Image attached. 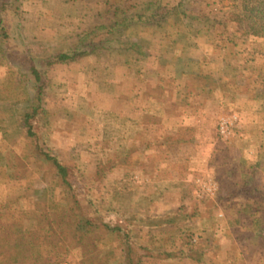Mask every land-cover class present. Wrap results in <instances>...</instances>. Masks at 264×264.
<instances>
[{
  "label": "rangeland",
  "instance_id": "1",
  "mask_svg": "<svg viewBox=\"0 0 264 264\" xmlns=\"http://www.w3.org/2000/svg\"><path fill=\"white\" fill-rule=\"evenodd\" d=\"M177 1H161L159 11L164 17L155 25L131 24L130 32L146 42L144 54L119 56L98 50L51 69L48 116L41 123L47 130L46 143L58 148L64 162L91 173L96 168L92 156L96 141L120 154L128 150L136 131L138 143L153 139L147 151L130 155L127 168L116 166L88 191L100 205L112 209L176 217L171 225L137 230L136 237L146 244L188 251L192 245L187 244V237L192 231L193 238L198 236L196 247L204 241L210 244L199 257H151L149 264H264V200L235 195L254 173L264 188V79L258 77L250 89L251 79L246 76V69L252 75L264 73V41H253L247 34L245 44L226 41L225 48H220V26L215 20L204 17L199 24L202 30L195 27L197 10L219 15V4L196 0L194 14L184 18L180 10L168 12ZM98 2L16 0L28 16L47 19L48 24L37 33L44 56L61 45H75L77 37L64 36L66 26H61L70 20L69 11L80 16L81 7L92 10L100 20L113 22L115 10L98 11ZM188 20L195 28L190 33ZM246 55L256 56L254 64L246 61ZM168 62L171 67L166 70ZM197 73L214 75L213 84L199 86ZM169 74L176 77L166 83L168 96L162 98L158 87L149 86L150 79ZM16 95L11 74L1 67L0 204L9 203L19 220L33 212L65 214L70 204L68 189L39 162L24 161L17 147L23 128L10 123L1 111L3 103ZM136 123L149 125L138 131ZM167 135L174 141L167 140ZM209 179L215 181L217 190L205 197L199 185ZM86 183H79L80 190H87ZM22 193L27 197H19ZM74 230V225L65 226L68 240ZM97 254L105 264H123L114 240H104Z\"/></svg>",
  "mask_w": 264,
  "mask_h": 264
},
{
  "label": "trees",
  "instance_id": "2",
  "mask_svg": "<svg viewBox=\"0 0 264 264\" xmlns=\"http://www.w3.org/2000/svg\"><path fill=\"white\" fill-rule=\"evenodd\" d=\"M161 1L99 0L98 11H110L112 8L115 10L117 16L111 23L100 20L92 10L80 7V16L78 13L75 16L69 11L67 15L70 20L61 26H66L64 36L77 37L75 45H61L48 56H44L37 33L41 27L48 24L47 19L42 16H28L24 9L16 4V0H0V68L5 67L9 71L17 89V95L3 103L1 111L7 113L10 123L19 124L23 128V138L17 147L24 161L39 162L53 172L57 183L67 188L70 193L69 209L65 214L33 212L19 220L21 217L9 203L0 204V264H105L97 254L104 240L116 242L123 264H149L151 257L164 258L167 255L199 257L210 246L204 241L196 247L197 240H194L192 231L187 237V244L192 245L188 251L176 247L158 249L152 244L140 241L136 237L137 230L171 225L177 222L175 216H155L137 209L120 211L100 205L99 201L90 196L88 191L93 186L102 181L116 166L127 168L130 155L136 150L147 151L151 148L153 139H144L142 143H138L139 133L136 131L132 135V144L128 150L120 154L110 151L109 147L105 148L103 143L96 141L92 152L96 168L91 173H82L61 159L56 146L46 143L47 130L41 126L42 120L48 116L47 98L51 90V69L57 64L85 59L98 50L119 56L125 52L144 54L146 42L140 36H134L130 32V26L133 23H158L159 19L164 17V13L159 11ZM195 1L178 0L168 12L180 10L184 18H188L189 14H194L192 9L194 10ZM213 1L219 4V15L212 16L210 11L197 10L195 27L198 31L202 30L200 21L207 17L215 20L220 26V40L217 44L220 48H225L226 41L245 44L244 37L247 34H250L253 41H264V0ZM213 1L209 0L205 4H211ZM198 4L203 5L201 2ZM187 22L190 27L187 33H190L195 28L189 20ZM237 32L239 38L235 37ZM242 46V50H245L246 46ZM255 57L248 56L246 61L251 62ZM164 66L171 67V63H165ZM246 72V76L251 79L248 82L250 89L258 77L264 79V73L252 75L247 69ZM175 77L176 74H169L166 83L171 84ZM195 78L200 82L199 86L203 87L211 86L215 79L214 75L202 73H197ZM65 122L66 119H61V123ZM166 137L167 140L174 141L171 135ZM80 182L86 183L87 190H80ZM3 183L7 185L6 182ZM239 193H244L242 196L254 202L258 199L264 200L260 177L254 173L249 179H245L235 195ZM19 197L27 196L22 193ZM67 224L75 226L73 237L69 240L64 235Z\"/></svg>",
  "mask_w": 264,
  "mask_h": 264
},
{
  "label": "crops",
  "instance_id": "3",
  "mask_svg": "<svg viewBox=\"0 0 264 264\" xmlns=\"http://www.w3.org/2000/svg\"><path fill=\"white\" fill-rule=\"evenodd\" d=\"M167 50H168V48L166 47V51ZM145 52H146V48H145ZM165 69L167 70V68H165ZM166 81H167L166 75H164V76L157 75L156 76V79H150L149 86L151 85V87L152 86L158 87L160 89V95H161V97L162 98H164V97L166 98L168 96V90H167V86H166ZM147 125H149V124L136 123L135 128L137 129L138 127H144V126H147Z\"/></svg>",
  "mask_w": 264,
  "mask_h": 264
},
{
  "label": "built area",
  "instance_id": "4",
  "mask_svg": "<svg viewBox=\"0 0 264 264\" xmlns=\"http://www.w3.org/2000/svg\"><path fill=\"white\" fill-rule=\"evenodd\" d=\"M199 189L201 190L203 196L209 197L214 194L217 190V184L213 179H209L207 181H201L199 185ZM197 235L194 237V240L197 239Z\"/></svg>",
  "mask_w": 264,
  "mask_h": 264
}]
</instances>
